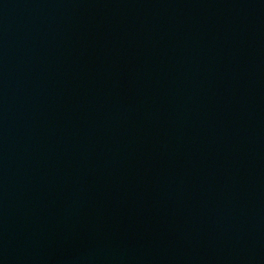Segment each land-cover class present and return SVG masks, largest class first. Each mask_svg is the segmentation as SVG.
Returning a JSON list of instances; mask_svg holds the SVG:
<instances>
[{"label":"water","instance_id":"water-1","mask_svg":"<svg viewBox=\"0 0 264 264\" xmlns=\"http://www.w3.org/2000/svg\"><path fill=\"white\" fill-rule=\"evenodd\" d=\"M0 264H264V0H0Z\"/></svg>","mask_w":264,"mask_h":264}]
</instances>
